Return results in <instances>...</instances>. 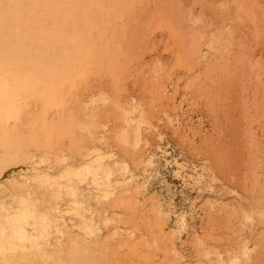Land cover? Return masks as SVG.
I'll return each instance as SVG.
<instances>
[{"label":"bare ground","instance_id":"bare-ground-1","mask_svg":"<svg viewBox=\"0 0 264 264\" xmlns=\"http://www.w3.org/2000/svg\"><path fill=\"white\" fill-rule=\"evenodd\" d=\"M93 101L113 116L115 139L128 132L148 144L150 135L170 136L264 207V0H0V136L15 125L36 135L44 125L46 138L36 146L44 150L69 134L77 117L88 116L84 105ZM22 154L24 162L33 160ZM159 213L153 230L161 226ZM25 229L14 221L0 228V264L26 258L29 244L7 250L2 243L6 232L26 236ZM117 236L106 238L117 243L104 247L110 263H183L170 239L147 241L136 223L126 237ZM75 237L67 235L65 255L55 249L54 257L39 253L21 264H83Z\"/></svg>","mask_w":264,"mask_h":264},{"label":"rangeland","instance_id":"rangeland-1","mask_svg":"<svg viewBox=\"0 0 264 264\" xmlns=\"http://www.w3.org/2000/svg\"><path fill=\"white\" fill-rule=\"evenodd\" d=\"M96 105L95 101L86 103L84 112L90 117L80 115L83 119L80 116L75 119L78 124L74 127L82 134L76 133L73 127L63 141L58 139L60 144L54 142L56 146L44 150L36 148L37 141L46 138L48 128L44 125L39 127L36 135H28L30 137L26 135L24 125L22 128L15 125L0 136V205L9 206L0 207V228L8 221H14L23 222L28 231L26 236L21 232V235L6 232L8 236L2 243L7 250L16 244H29L26 258L23 260L20 255L22 261L42 253L54 257L61 251L65 255L64 246L69 234L76 236L82 244L80 258L85 260L83 264H89L87 261L90 264H125L122 258L108 262L104 247L113 245L111 249H114L117 243H107L106 238L111 234L126 237V231L133 229L136 223L142 234L149 235L147 241L170 239L173 255L181 257L184 264H264V207L259 199L256 200V194L243 192L208 161L183 151L170 136L160 135L159 141L155 135H150L153 141L146 144L134 129L138 137L135 140L132 135L128 137V132L115 139L116 136L110 134L113 116L108 113L107 117ZM107 109L108 112L112 110ZM86 118L88 120L84 121ZM23 152L33 155V160L24 162ZM13 206L17 207L16 212L4 211ZM117 206L121 207L116 210ZM156 213H159L156 223L161 226L153 230ZM215 214L220 224L213 217ZM39 218L45 226L40 231L34 227ZM209 220L214 221V225ZM37 246L40 251L45 250L39 252ZM195 257L202 262L195 263ZM205 257H209L207 260L211 263L205 261Z\"/></svg>","mask_w":264,"mask_h":264}]
</instances>
